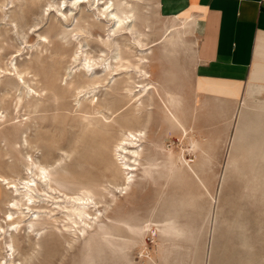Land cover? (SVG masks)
<instances>
[{
    "label": "rangeland",
    "instance_id": "374dc122",
    "mask_svg": "<svg viewBox=\"0 0 264 264\" xmlns=\"http://www.w3.org/2000/svg\"><path fill=\"white\" fill-rule=\"evenodd\" d=\"M68 1L14 0L7 30L0 13V113L7 120L0 124V151L9 153L0 156V170L17 180L27 176L22 154L29 153L46 163L60 158L53 170L54 177L63 180V184L52 182L57 187L55 199L40 192L45 198L33 203L46 206L42 209L47 212L54 209L51 214L58 221L43 211L36 228H44L36 238L23 221L12 238L15 263L264 264V93H257L247 110H240L239 103L236 109L197 108V97L191 103L185 99L190 93L178 91L189 79L191 62L186 51L179 46L178 56L174 52L169 56L161 45L153 46L146 69L153 82L154 104L138 121L146 130L142 161L152 155L157 165L148 175L134 170L127 193H120L116 183H121V177L112 178L103 165L110 155V141L97 129L104 130L108 122L114 126L113 118L122 120L127 112V97L121 89L125 75H116L117 83H93L104 76L100 74L102 56L116 51L101 41L104 21L98 11L85 1L81 11L70 12ZM148 3L149 42L159 38L171 17L160 13L157 0ZM74 24L83 28L78 35L81 44L71 36L77 28ZM193 31L188 26L185 37ZM127 35L118 36L124 53L133 50L125 46ZM81 49L91 57L89 71L78 68L79 60L73 62V52ZM11 63L26 70L23 76L40 93L39 108L31 114L21 107L14 111L16 95L8 87L17 78ZM52 81L58 98L47 88ZM79 83L84 86L78 87ZM169 91L182 100L177 110L182 122L174 120L164 105ZM92 106L99 112L85 113L84 108L90 111ZM91 181L103 182L110 192L94 197L101 201L87 209L99 211L87 231L69 242L72 233L62 225L66 209L58 203L63 205L64 193L72 194L80 183ZM10 198L9 189L0 196V224H5ZM147 220L150 230L143 231L139 225ZM104 229L110 234L103 235ZM33 240L38 243L34 245Z\"/></svg>",
    "mask_w": 264,
    "mask_h": 264
},
{
    "label": "bare ground",
    "instance_id": "6f19581e",
    "mask_svg": "<svg viewBox=\"0 0 264 264\" xmlns=\"http://www.w3.org/2000/svg\"><path fill=\"white\" fill-rule=\"evenodd\" d=\"M62 1L65 2V0ZM85 1H88L90 5L98 11V14L102 17L101 20L104 21V26L102 27L105 34L103 37H101V41L104 43V45H107L114 51H116L109 56H105L102 54V61L100 62L102 69L100 74L103 75L102 73H104V76L99 79L93 80V83H100L103 81L108 83H110L111 81L115 82L116 75L122 73H124L125 75L123 76L124 80H122L123 84L121 86V89L127 97L126 101L129 105L127 112H124L125 114L122 113L124 114L122 120L113 118V120L115 121V125L113 124L114 126H112V123L108 122V124L105 123L106 128H104V130H97L101 134L105 135V137L107 136V139H109L108 141H110L108 142L110 144L107 145H109L111 151L110 155H108L107 159H105V163L103 162L104 168L110 171V175L112 176V178H116L117 176L121 177L122 181L121 183H116V187L117 189H120V193H127L128 189L134 181V176L132 173L134 172V170L142 169V171L148 175L157 165V162L152 157V155L147 158L146 162L142 161L144 151L143 141L146 138V130L145 127L141 125V123L139 124L138 121V118H140L139 115L143 111L149 112L152 108V105L154 104L150 98V95L154 88L153 82L150 79L151 76L149 71L146 69V64L149 61V54L152 53V47L155 45H161L166 54H168L169 56L173 55L174 53L176 55L179 46H181L187 52L189 48L188 44L190 43H187L188 41L185 37V29L188 28L189 24H191L192 21H195V19L194 15L191 13V9H187L177 17H171L170 19H168V21L163 25V31L159 38L148 42V37L150 35L149 33L151 32L150 29H152L149 23L151 16L150 18L148 16V13L150 11L148 0H69V11L72 12L75 8H78L81 11V4H83V2ZM141 1L145 2L141 3ZM13 3L14 0H0L1 23H3V26L6 30L7 25L11 23V19L8 17L9 5ZM193 7L194 6L192 5V8ZM152 13H150V15ZM140 15L141 21L138 22L137 18H139ZM84 20L85 19H83V21ZM80 24H74L77 26V28L71 30V36L72 38L74 37L75 40H77V44L82 43L80 39H78V35L80 32H82L83 29ZM124 34L129 35V37H127L128 43H125V46L133 49L129 51H135V53H133L132 55L130 54L132 52L129 51V53L127 51L125 53L122 52L123 46L121 45L123 43L118 41V36H124ZM82 49L81 51L73 50V62H78L79 60L78 68L82 67V69H86V71H89L92 64V62H90L91 57H89V54L84 55L85 52L83 54ZM100 51L104 52L105 50L100 49ZM79 52L81 54H79ZM16 63L11 64L12 67L16 70L13 75H15V77L17 78V82L15 84H11L10 87H8L11 90H14L16 95L14 111L18 110V108L21 107L27 110L26 115L31 114L39 108L40 93L37 89L28 84V81L23 76V73L26 70L18 69ZM6 69L9 68H4V70ZM71 81L73 82V80ZM54 83L55 82L52 81L50 82V84H47V88L56 95V98H58V91ZM77 85L78 87L84 86V84L82 85L80 83ZM77 85L75 86V89H78ZM198 85L200 88L206 87L209 90H226V92L234 93V95H237L239 93L235 91L237 90L235 86L229 85L228 83L216 82L214 80H199ZM88 86L90 85L88 84ZM246 87V94L242 95L239 99L240 110H247V108L251 106V102L253 103V101L251 100L254 98V96H256L257 93H264V84L249 82L247 83ZM80 89L81 88H79V90ZM169 93L170 95L167 94L168 97L166 98L168 99L169 105L166 100H163L164 105L168 110H171L170 112L174 120L182 122L183 120L178 116L177 113L178 108H180L179 106L182 105V100L180 97H177L175 91H169ZM77 94L79 96V92H77ZM94 106L90 107V111L87 107H85V113L99 112V108L97 109ZM119 109H121V106L117 107V112L119 111ZM238 109L235 110V115H237L240 111ZM127 115L130 117L129 119H127ZM3 118V115L0 113V124L7 121L3 120ZM103 125L104 124H102V128ZM107 125H110L111 127H108ZM110 130L112 131L110 132ZM26 136L24 137V141H27ZM1 151V157H5L9 154L7 151ZM22 155L24 156L23 166L27 176L17 180L4 171L0 170V196L5 193L6 189H9L11 193V198L7 201L8 210L6 211V214L4 216L5 224H0V254L1 252H4L0 257V264H16L14 259L15 246L12 238L14 237V233H17L21 230V224L23 223V221H25L26 231L28 233H35L36 238L39 235L40 230L44 228L43 226L36 228V226L40 224L38 222L41 216H43V211H45L47 214L49 212V215L52 217L54 222L58 221L59 218L51 214L55 211L54 209L49 208L47 212L45 209H42L46 206L36 205L33 203H36L39 199H43L42 197L44 196H42L40 192L46 194V197L51 200L56 198L54 192H56L57 187L52 182L63 184V180L60 177H54L56 171L53 170V167L54 165H56V160H59L60 158L53 160L51 163H46L34 159L29 153H24ZM177 158L182 161L181 154H178ZM176 161L178 160L176 159ZM91 182L92 183L87 184L80 183L81 185L79 187H76V191L72 194L64 193L65 199L63 200V205L58 203L59 206L66 209V212L64 213L65 217H62V221L65 220L66 223L64 222L62 225L72 233L71 237H69L68 239L69 242L75 240L80 232L83 233L87 231L88 226L92 223L91 220L93 219V215H96L99 211L98 209H96L95 212H91L89 209H87L90 203H94L93 205H96L101 201L99 199L96 200L94 197L107 196L110 192L103 182ZM164 219L167 220L166 218ZM150 227V220H147L139 225V228L143 231H149ZM7 234L9 235L7 236ZM108 234H110V231L108 229H104L103 235ZM36 243H38V241L33 240V244L35 245Z\"/></svg>",
    "mask_w": 264,
    "mask_h": 264
},
{
    "label": "crops",
    "instance_id": "0c3cea01",
    "mask_svg": "<svg viewBox=\"0 0 264 264\" xmlns=\"http://www.w3.org/2000/svg\"><path fill=\"white\" fill-rule=\"evenodd\" d=\"M157 1L160 13L169 17L187 9L194 15L189 24L194 31L186 37L189 79L178 90L190 93L186 100L193 103L197 97V108L236 109L247 83L264 84V0ZM199 80L228 83L239 93L200 88Z\"/></svg>",
    "mask_w": 264,
    "mask_h": 264
}]
</instances>
